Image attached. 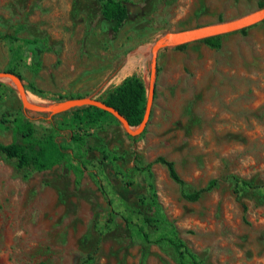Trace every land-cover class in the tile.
Here are the masks:
<instances>
[{
  "label": "rangeland",
  "instance_id": "obj_1",
  "mask_svg": "<svg viewBox=\"0 0 264 264\" xmlns=\"http://www.w3.org/2000/svg\"><path fill=\"white\" fill-rule=\"evenodd\" d=\"M125 1L128 18L115 28L97 0H0V70L19 73L36 105L107 99L132 74L147 98L152 46L164 32L264 6ZM219 36V46L197 40L159 50L150 115L138 135L104 115L81 133L83 145L68 139L70 155L49 169H17L0 154V264H179L170 245L145 241L137 226L151 236L173 228L209 264H264V20ZM15 116L38 138L53 125L62 128L60 140L71 129V114L26 109L0 79V119ZM3 125L0 141L8 143L12 125ZM159 157L173 162L182 186ZM210 181L196 200L184 197ZM156 214L168 223H143Z\"/></svg>",
  "mask_w": 264,
  "mask_h": 264
},
{
  "label": "trees",
  "instance_id": "obj_2",
  "mask_svg": "<svg viewBox=\"0 0 264 264\" xmlns=\"http://www.w3.org/2000/svg\"><path fill=\"white\" fill-rule=\"evenodd\" d=\"M100 3V12L104 19L114 23L115 28L120 27L128 18V7L125 0H97ZM242 30V29H241ZM219 35L205 38L202 41L212 45L219 46ZM30 42V41H27ZM186 44L176 46V48L184 47ZM6 71L12 72L18 76L13 68H7ZM22 78V77H21ZM59 99L63 98L61 94H57ZM146 89L142 81L135 75L125 77L121 84L118 85L107 99L102 101L106 104L114 106L125 118L131 126L138 125L144 115L146 106ZM101 100V99H100ZM62 114H71L70 130L67 136L60 140L59 131L61 127L54 126L52 132L44 137H36L34 129L30 121H24L21 116H15L11 121L0 119V128L5 127L4 122H10L12 125V139L8 143L0 141V154L7 159H14L17 169L28 168L35 171H42L53 167L70 155V146L68 139L78 145L84 144L81 133L85 134L89 124L98 122L102 116L111 113L91 105H83L73 107ZM75 127V128H74ZM104 153V150H103ZM105 157V154H103ZM164 163L168 169L169 177L183 185L182 179L174 168L172 161L165 160L162 157L156 159ZM149 166L145 167L148 174L151 175ZM236 182L243 185H250L247 180L235 178ZM215 181H210L207 187L193 192L184 193V197L190 200H196L203 190H208L213 186ZM150 200L152 204H156V191L151 181L148 182ZM168 223L162 214H156L143 218V223L148 226H159L162 223ZM136 233L148 242L166 243L170 245L177 254L179 264H209L201 259L189 249L182 238L178 236L172 228L170 234L149 235L142 226H137Z\"/></svg>",
  "mask_w": 264,
  "mask_h": 264
},
{
  "label": "water",
  "instance_id": "obj_3",
  "mask_svg": "<svg viewBox=\"0 0 264 264\" xmlns=\"http://www.w3.org/2000/svg\"><path fill=\"white\" fill-rule=\"evenodd\" d=\"M263 20L264 6L233 19L204 24L186 29L170 30L164 32L160 37H158L152 46L151 74L145 111L141 122L137 125L136 128H132L125 116L122 115L114 106L106 104L105 102L97 98L90 96L72 97L58 104L36 105L31 103L27 98L25 85L20 76L6 70H0V79L8 81L18 91L22 104L26 109L54 115L63 113L77 106H95L114 115L121 122L128 134L134 136L138 135L144 130L150 115L151 104L155 92V72L159 50L164 48H173L181 44H186L193 41L203 40L205 38L238 31L259 23Z\"/></svg>",
  "mask_w": 264,
  "mask_h": 264
},
{
  "label": "bare ground",
  "instance_id": "obj_4",
  "mask_svg": "<svg viewBox=\"0 0 264 264\" xmlns=\"http://www.w3.org/2000/svg\"><path fill=\"white\" fill-rule=\"evenodd\" d=\"M27 98H28V95H27Z\"/></svg>",
  "mask_w": 264,
  "mask_h": 264
}]
</instances>
